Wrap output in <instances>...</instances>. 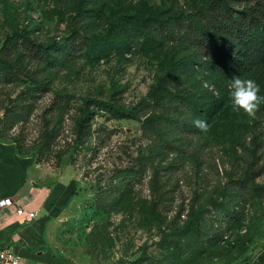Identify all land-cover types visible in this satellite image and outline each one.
<instances>
[{
    "label": "rangeland",
    "instance_id": "1",
    "mask_svg": "<svg viewBox=\"0 0 264 264\" xmlns=\"http://www.w3.org/2000/svg\"><path fill=\"white\" fill-rule=\"evenodd\" d=\"M209 2L0 0L22 70L0 82V141L67 189L28 264H264V104L233 112L235 76L177 46ZM236 76L264 96V62Z\"/></svg>",
    "mask_w": 264,
    "mask_h": 264
},
{
    "label": "trees",
    "instance_id": "2",
    "mask_svg": "<svg viewBox=\"0 0 264 264\" xmlns=\"http://www.w3.org/2000/svg\"><path fill=\"white\" fill-rule=\"evenodd\" d=\"M232 2L241 3L243 10L235 14ZM184 34L185 37H179V49L183 48L182 42H185L199 51L205 60L204 65L236 76L264 62V0H210L206 7L186 22ZM22 42L32 57L44 55L45 48L41 45L24 37ZM11 44L12 38L7 37L5 46L1 48L2 56L9 57ZM70 45L64 46L70 48ZM190 64L188 57H185L183 66L188 68ZM21 75L22 70L16 61L10 62L0 57V82L10 83ZM15 111L13 107H7L5 117H12ZM130 171H120L118 177L126 179L132 173Z\"/></svg>",
    "mask_w": 264,
    "mask_h": 264
},
{
    "label": "crops",
    "instance_id": "3",
    "mask_svg": "<svg viewBox=\"0 0 264 264\" xmlns=\"http://www.w3.org/2000/svg\"><path fill=\"white\" fill-rule=\"evenodd\" d=\"M44 177L31 157L18 155L13 144L0 141V197L9 196L37 213L34 219H27L18 216L13 207L1 209L0 248L10 244L22 258L31 261L43 256L36 249L44 243L48 214L58 213L67 200L65 185L60 188V181L46 184Z\"/></svg>",
    "mask_w": 264,
    "mask_h": 264
},
{
    "label": "clouds",
    "instance_id": "4",
    "mask_svg": "<svg viewBox=\"0 0 264 264\" xmlns=\"http://www.w3.org/2000/svg\"><path fill=\"white\" fill-rule=\"evenodd\" d=\"M229 99L233 112L255 118L264 96L260 95V85L253 79H242L240 76L232 78L229 84ZM194 126L201 132L209 131V124L202 119H194Z\"/></svg>",
    "mask_w": 264,
    "mask_h": 264
},
{
    "label": "built area",
    "instance_id": "5",
    "mask_svg": "<svg viewBox=\"0 0 264 264\" xmlns=\"http://www.w3.org/2000/svg\"><path fill=\"white\" fill-rule=\"evenodd\" d=\"M13 207L15 213L27 219H34L36 211L24 208L15 203V200L9 196L0 197V210ZM0 264H28V260L22 258L10 244L0 248Z\"/></svg>",
    "mask_w": 264,
    "mask_h": 264
}]
</instances>
